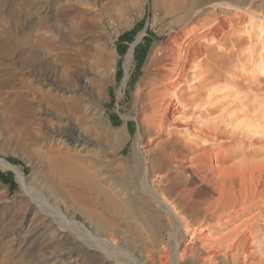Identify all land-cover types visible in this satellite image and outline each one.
<instances>
[{
  "label": "bare ground",
  "instance_id": "1",
  "mask_svg": "<svg viewBox=\"0 0 264 264\" xmlns=\"http://www.w3.org/2000/svg\"><path fill=\"white\" fill-rule=\"evenodd\" d=\"M22 1L16 4L11 3L8 10L12 17L18 11L17 9H21L20 12L24 18H22L24 20L23 37L19 38L17 34L11 32L4 38V43L13 51L9 50L7 53V57L12 62L14 61L12 65L19 64L24 71L21 77H16V82L29 99L27 104L29 115L33 124L37 126V131L33 136L41 147L36 154L46 160L48 168L54 169L56 172L76 175L71 183L81 189L85 188V182L77 180L80 178L78 175L87 176L90 180L97 172L104 177L105 184L117 194L120 198L118 204L125 210L121 218H133L141 221V226L144 227L148 236L153 229H157L159 232L166 231L169 237L177 235L173 249L179 262L188 256L192 263L199 264H264V235L262 237L259 235L258 238L251 236L248 229L252 226H248L249 228L241 233L236 232L235 229L234 234L236 235L233 238H230L229 235L223 237L230 231L226 230L227 233H225V229H222L225 234L221 232L223 234L219 236L221 239L216 238L214 241L206 239L204 240L206 242L201 243L203 242L201 241L200 244L195 239L198 229L195 225L202 219L198 220L201 210L206 213L203 216L204 221L211 219L212 223L214 220L216 225L221 222L222 224H231L235 214H240L245 207L249 206L250 208L264 200V181L262 184L253 186H247L246 183V186L241 188L235 185L239 190L237 193H233L235 189L232 188L231 182L225 177H217L214 180V182L216 181L214 198L210 196L211 199L199 202L198 199L209 190L206 186L210 183L207 181L208 183L204 184L206 186L203 185L207 177L204 180V175L200 176L201 173L210 171L214 174L215 171L206 163L200 166L196 162L198 160L203 162L206 155L209 154L208 152L214 151L215 147L222 148L225 144L233 141L239 143L238 140H248L247 143L260 145L264 149V96H262L264 94H258V91L264 93L262 92L264 85L259 84L261 85L259 89L256 86L264 80V52H259L260 57H257L259 59L246 55L258 50L257 48L261 45L258 44L259 41L264 42L263 4L254 9L252 2H243L244 0H223L224 2H218L219 0H171L163 6L160 4L162 6L161 15L169 19V22L168 26H165L166 28L161 30L158 35L165 36L166 39L150 49L147 65L144 67V77L140 79L135 94H133L134 119L138 124V134L132 140L129 151L125 154L124 149L131 139L127 126L125 124L122 130H115L109 120L105 122L104 109L102 108L104 102L102 89L110 79H114L116 72V52L114 49L113 52H107L105 48L108 46L104 47L100 41H94L93 46L88 43L87 45H91V48H87L84 44L85 46L81 45L82 47L78 48L77 45L72 53L62 52V39H66L68 43L72 44L74 40L81 41L84 34L88 35L91 32L88 31L87 34L84 30V34L79 33L81 35H77V32L83 27L86 29L87 26L89 28L96 26L95 16L89 17L92 14L90 8L85 10L80 6L81 9H79L77 5H74L76 3L72 2V4L65 3L60 7L52 8L51 3L57 0H31L34 6ZM143 1L144 4L147 3V0ZM79 4L82 5L83 2ZM71 13H76V17L65 16ZM60 14L64 15L63 18L60 17L61 19L58 17ZM59 23L69 27L67 36L60 33L57 39L41 33L43 29L51 27L59 34ZM14 25L17 26V23ZM241 26L244 27L243 29L250 28V30L242 29L244 32H241L239 30ZM197 29H200V32L195 35ZM252 29H259V32L257 30L251 32ZM245 32H248L246 37L242 36ZM97 33L102 34V32ZM95 34L93 35L95 36ZM137 37L122 59L124 71L122 86L128 80L134 48L141 39V34ZM43 42L51 44L53 50H59V52L55 56L50 52V55L47 48V53H44ZM209 43H217V45L221 43L222 45H220L224 48L227 46L228 51H225L227 47L225 50L223 48L227 52L225 55L222 54L224 58L219 60L217 57L218 60H216L215 52L212 51L213 46ZM72 46L74 47V45ZM263 49L264 45L262 51ZM236 55L237 57L240 55L242 58L240 59L239 56L238 59L233 60ZM246 63L254 66L253 71L259 73L253 75L251 72L253 77H250V80H246L243 74H241L242 76L237 75L242 82L236 81V83L241 84L239 89L246 83V86L243 87H247L249 92L253 93V90L257 92L256 96L253 95L255 98L259 97L257 95L262 97L259 100L253 99V96L243 89L248 96L244 95L245 97L238 100L237 103L233 99L231 105L235 104L232 107L229 105L230 102L225 100L226 105L230 107L228 110L236 111L229 112L232 117L230 122H224L225 112L219 116H213L216 110L217 112L220 110L211 103L214 94L219 90L217 83L225 76L222 74L223 70H229L232 65L234 67ZM203 65L204 68L206 66L205 74L202 75L199 72L194 75ZM248 74L250 76V73ZM225 79L228 81L230 78L224 77ZM262 84L264 83L262 82ZM193 85L196 87L192 88ZM95 91H97L96 94ZM238 119L242 120L234 124L233 122ZM41 148L44 150L42 151ZM210 159L209 161L212 160ZM219 159H221L220 155ZM0 163L15 171L18 180L21 184L23 183V176L13 166L3 160H0ZM195 163H197L196 167H194ZM109 170L122 176L125 179V184H117V180L114 182L109 178L111 177L108 175ZM212 178L210 180H213ZM197 182H202V184L198 185ZM22 186H25L24 183ZM169 200L173 204L176 203L174 208L170 205ZM160 201L164 204L167 203L166 201L170 203L166 204L171 206L170 212L169 209H166L170 214L168 216L170 219L172 218L171 214L174 216L173 229L170 225L172 220L170 224L163 226L159 213L150 208V203L156 202L162 212L166 210V206L161 205ZM158 207L156 206V208ZM122 210L119 212L122 213ZM46 213L42 214L43 216H40L38 221L46 220L50 215ZM258 213L260 214V212ZM170 219L168 218L167 221ZM211 220H209L210 223ZM85 225L87 228L90 227ZM245 225L247 226V224ZM240 228H238L239 231L242 230ZM140 229L139 231H141ZM145 230H143L144 234ZM262 231L264 232V230ZM232 232L231 234H233ZM254 232L256 233V231ZM254 232L252 233L254 234ZM187 235H189V242L183 244L181 240ZM171 238L169 240H172ZM169 240L168 242H170ZM199 240H203V238ZM158 242L161 241L158 240ZM146 243L148 245V242ZM161 244L160 249H163L164 245ZM148 247L150 246L148 245ZM152 247L153 245L150 249ZM226 249L232 254L228 253L230 254L228 255ZM150 252H147L146 255L143 252L146 259L151 258L152 253L154 256V252ZM157 252L159 249L156 250ZM157 254V263L166 264L169 259L166 256V251ZM183 262L185 263V261Z\"/></svg>",
  "mask_w": 264,
  "mask_h": 264
},
{
  "label": "rangeland",
  "instance_id": "2",
  "mask_svg": "<svg viewBox=\"0 0 264 264\" xmlns=\"http://www.w3.org/2000/svg\"><path fill=\"white\" fill-rule=\"evenodd\" d=\"M21 1L0 0V160H3L13 166L16 171L23 176V183L25 185L22 186L23 183H20L15 171L10 170L9 168L3 166L2 163H0V176L6 179V182L0 180V264H158L156 261L158 259L157 253L163 251H166V256L169 257V259L167 260V263L169 262V264L170 262H172L171 264H181L183 261H185L186 264H199L192 263L188 256H186L187 259L185 257L184 260H180L179 262V260L176 258L177 255L175 254V250L173 249V245H175V242L177 240V235H171V237H173L171 238L166 231L159 232L157 229H153L152 233H149L150 236H148V233H146L144 227L141 226V221L135 220L133 218H121V216L124 215L123 211L125 210L118 204L120 198L116 193L110 190V188L105 184L104 177L99 175L97 172L93 174L90 180L87 178V176L78 175L80 178L77 177L79 178L77 180L85 182V188L81 189L71 183L72 179L76 175L67 174L65 172H56L54 169L48 168L46 160L42 159L36 154L37 150H39L41 147L33 136L37 131V126L33 124L32 119L29 115V108L27 105L29 99L25 95V91L20 89L18 83L16 82V77H21L24 71L22 70L21 66H19V64L12 65L14 61L12 62L7 57L8 51H12V49H9V47H7L4 43V38H6L8 34H11V32H13V34H17L19 38L23 37L22 33L24 31V18L22 12H20L21 9H17L18 11L16 10L17 12H15L12 17L8 10V6L11 3L16 4L17 2ZM23 1L31 3V6H34V3H32L31 0ZM170 1L171 0H147V3L144 4L143 0H82L83 4L80 5L79 3H82L81 0H57L50 5L52 8H55L60 7L65 3H76L74 5H77L79 9H81L80 6H82V9L85 8V10H88L90 8L89 10L92 12V14L89 15L90 18L95 16L94 22L96 26H94V28H89V26H87L86 29H84L83 27V29H80L79 32H77V35H81L85 32L88 34L89 31L91 32L89 33L91 35L84 34L85 36L83 35L84 38L80 39L81 41L74 40L73 44L68 43L66 39L61 40L63 53H72V50L76 49L77 45V48L81 45H86L87 48H91L95 44L94 41H100V43H103L102 45L104 47L108 46L105 48L107 52H113V49L116 52V72L114 75V79H110V82L108 81L107 85L102 89V98L104 101L102 108L104 109L103 113L105 122L109 120L115 130H122L126 124L131 139L128 141L127 146L124 149L125 154L129 151L132 140L138 134V124L134 119L135 104L133 94H135L140 79L144 77V67L147 65V57L149 55L150 49L154 45H159L166 39L165 36L160 37L158 33L168 26L169 19L164 18L163 15H161V9L165 3ZM224 1L219 0L218 2ZM249 1L254 4L253 9L256 6L262 4L264 6V0H244L243 2ZM158 4L159 6H161L160 4H162L161 8H159ZM94 11L95 13L99 12L101 16L99 15V13L95 14ZM75 15L76 13H71L65 16H69V18H75ZM58 17L59 19H61L64 17V15L60 14ZM14 22L17 23V26L14 25ZM98 22L100 25L98 24ZM96 27L97 29H95ZM58 28L59 34L56 33V31L51 27L43 29L41 33H44L47 36H53L57 39L59 38L60 33L67 36L69 27H66L65 25L59 23ZM243 28L244 27L241 26L239 27V30L241 32H244L242 31ZM81 30L83 31V33ZM243 30L249 31L250 28H245ZM252 30L253 31L251 32H255L259 29ZM80 32L81 34H79ZM97 32H102L103 35H100V33L98 34ZM199 32L200 29H197L195 35H197ZM92 33L95 34L96 37ZM140 34L141 39L137 42L134 48L133 62L131 65L132 67H130L131 70L129 69L128 71V80L126 84L122 86L124 78L122 59L130 46L137 40V36ZM242 36H248V32H245ZM88 43L92 44V46L87 45ZM70 44L74 45V47ZM209 44L213 46L212 51L215 52L213 53L216 55V60H218L217 57L219 58V60L224 58L223 55L227 53L225 51H228L229 49L227 46H225V48L227 47V49L225 50V48L221 46V43H218V45L217 43ZM258 44H261L260 46L258 45L260 49L259 47L257 48L259 51L255 50L256 53L254 52L246 54L248 55V57H250L249 55H251L250 58L259 59L257 57H260V53L264 52V49L262 51L264 42L259 41ZM42 46H45V48H43V51H45L44 53H47V48L49 49L48 53L50 55L52 53V55L55 56V54L59 52V50H53L51 44L43 42ZM67 46L70 47L68 48ZM223 48L225 51L223 50ZM239 56L240 55H238V57ZM238 57L236 55L233 60H235L236 58L238 59ZM241 58L242 57L240 56V59ZM77 64L79 63L77 62ZM247 64L248 63L234 67L232 65L233 68L227 67L229 68V70H223L222 74L225 75L224 77L230 79L227 81L226 79L224 80L223 77V79H221L220 82L217 83L219 90L214 94L211 103H213V106L216 105L218 107L217 109L220 108V110H218V112L216 110L213 116H219L222 112H225L226 116L223 119L224 122H230V119H232V117L229 115L230 111L228 109L235 103H237L238 100L245 97L244 95H246V91H243V89L247 90L248 94L250 93L249 95L256 96L257 94L256 91L255 93L253 90V93H251L252 91L249 92L247 87H243L246 86V83H243L244 85H242L240 89L239 87L241 84L236 83V81H240L238 76H242L241 74H243L246 80H250V77H253V75L259 73L253 71V69H255L254 66L252 67V65L250 66L249 64ZM80 65L82 64L80 63ZM244 65L246 66L244 67ZM205 69L206 66L205 68L204 65L201 66V68L198 69L199 71L197 70L198 72L196 71L194 75L199 72L204 75ZM251 72L253 75L251 74ZM248 73H250V76ZM262 82L264 83V80ZM262 82L256 85L257 89H259L261 85H264L262 84ZM195 87V85L192 86V88ZM241 92H244L245 94H242ZM96 93L97 91H95V94ZM248 94L246 95V97L248 96ZM258 94L264 93H259L258 91ZM252 96L249 97L252 98ZM254 96L253 99L255 98ZM257 96L259 97L255 99L259 100L264 95H262L261 97L260 95ZM225 100L230 102V104L228 103L230 107H228L229 105H226L227 102ZM232 100L234 102L236 101L235 103H232L233 105H231V102H233ZM223 106L225 107L223 108ZM231 110L233 112L236 111L233 109ZM241 120L242 119L235 120L233 123L237 124ZM238 142L239 143H237V141H233L229 144L227 143L222 148L215 147L213 149L214 151H209V154L206 155V160L204 159L206 162L204 160L203 162L200 160L196 161L198 164H200V166H203V163H206L213 171H215L214 174L210 171L204 174L201 173V175L199 174L200 176L204 175V180L207 177V180L203 182V185L206 184L207 181L210 182H207L209 185H204L209 190L198 199L199 202H205L207 201V199H211L209 198L210 196L214 198V187H216V181L214 182V180L217 177H225L227 180H229L231 182L232 188L235 189L233 193H237V190H239V188L237 187L241 188L244 185L246 186V183L247 186H253L255 184L263 183L264 149L260 145H252L251 143H247L249 142L248 140H238ZM244 148L247 151H245ZM43 150L44 149H42V151ZM219 155L221 159H219ZM210 157L212 160L210 159ZM208 158L211 161H209ZM224 159L225 161H223ZM197 163L194 164V167L197 166ZM185 165L188 166L189 164ZM225 167L226 170L224 171ZM108 175L111 176L109 178H111L114 182L117 180V184H125V179L120 175L114 174L113 171L109 170ZM210 176L213 177V180H210ZM119 181L122 183H120ZM211 183L213 186L211 185ZM197 184H202V182H197ZM160 202L161 205L166 206L165 209H169V212L171 206L173 208L176 206V203L173 204L171 203V201V204L166 201L171 206H167L169 204L166 203V205L162 201ZM155 203L156 202L150 203V208H152L153 211L159 213L161 224H163V226H167L171 223L172 220V223L170 225L173 229L174 216H172L171 214L172 218L170 219V217H168L170 216L168 210L166 209L167 211L163 210L162 212L161 208L158 207L159 204ZM156 206L158 208H156ZM119 210H122V213L119 212ZM38 211H41V213H38ZM258 212H260V214L264 213V200L259 204L256 203L253 206H250V208L249 206L245 207L242 213H240L241 215L235 214L234 217L236 219L234 218L231 224H222L221 222V224L216 225L213 220V225L211 219H206V221H204L203 216L206 215V213L201 210V216H198V220L202 218L199 222L201 223L203 220V223H201V225L199 222V224L196 223L195 226L196 228L198 227V229L195 234V239L198 244H200L201 241H203L201 243L206 242L204 241L206 239L207 241H214L216 240V238L221 239V237L219 236L227 233V231H230L229 234H225L223 235V237H227L229 235L230 238H233L236 235L234 234L235 229L236 232L241 233L243 232V230L248 229L250 226H254L253 228L255 229L254 230L252 227L248 229V231L251 233V236H256L258 238V236L260 235L262 237L264 235V232L262 231L264 230V214L260 215ZM45 213L50 214L48 216L51 217H48L43 222L38 221L39 217H42L43 215H45ZM168 218L170 219V221L168 220L169 222L167 221ZM260 218H262V220H260ZM209 220H211V223ZM248 221L251 225H248ZM85 224L89 225L90 227L87 228ZM207 224L209 225L207 226ZM245 224H247V226ZM240 227L242 228V230ZM260 227L261 232L259 231ZM140 228L145 230L146 235ZM238 228H240L241 231H239ZM139 229L141 231H139ZM222 229H225V231H227L225 232ZM252 230L256 231V233ZM221 232L225 233L222 234ZM231 232L233 234H231ZM252 232H254V234ZM257 233L258 235H256ZM170 238L172 240H169ZM188 238L189 235L181 240L183 244L189 242ZM202 238L203 240H199ZM158 240L164 242L165 244H161V242H158ZM168 240L170 242H173L170 243L168 242ZM146 242H148V245L150 247L153 245L152 249L148 247ZM151 243L152 245H150ZM160 244L162 246L164 245V250L160 249ZM157 247L159 249V252L156 253V250L158 251ZM225 251L227 254H232L231 252H228L227 249ZM143 252L145 255L147 254V252H154V256L152 253L150 255L151 258H147L149 259L147 260ZM172 252L174 253L172 254ZM141 253L143 254V256H141ZM185 263L183 262L182 264Z\"/></svg>",
  "mask_w": 264,
  "mask_h": 264
},
{
  "label": "trees",
  "instance_id": "3",
  "mask_svg": "<svg viewBox=\"0 0 264 264\" xmlns=\"http://www.w3.org/2000/svg\"><path fill=\"white\" fill-rule=\"evenodd\" d=\"M0 180L3 181V182H6V179L2 176H0Z\"/></svg>",
  "mask_w": 264,
  "mask_h": 264
}]
</instances>
